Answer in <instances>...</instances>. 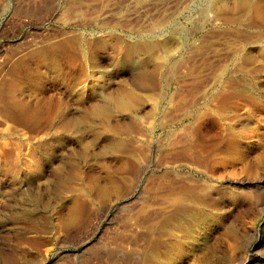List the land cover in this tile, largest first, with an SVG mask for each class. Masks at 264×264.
I'll use <instances>...</instances> for the list:
<instances>
[{"label":"rangeland","instance_id":"1","mask_svg":"<svg viewBox=\"0 0 264 264\" xmlns=\"http://www.w3.org/2000/svg\"><path fill=\"white\" fill-rule=\"evenodd\" d=\"M0 264H264V0H0Z\"/></svg>","mask_w":264,"mask_h":264},{"label":"bare ground","instance_id":"2","mask_svg":"<svg viewBox=\"0 0 264 264\" xmlns=\"http://www.w3.org/2000/svg\"><path fill=\"white\" fill-rule=\"evenodd\" d=\"M94 115H106L108 113V109L104 105H98L93 108Z\"/></svg>","mask_w":264,"mask_h":264}]
</instances>
